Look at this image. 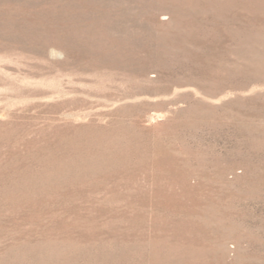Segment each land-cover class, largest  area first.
Here are the masks:
<instances>
[{
    "label": "rangeland",
    "instance_id": "rangeland-1",
    "mask_svg": "<svg viewBox=\"0 0 264 264\" xmlns=\"http://www.w3.org/2000/svg\"><path fill=\"white\" fill-rule=\"evenodd\" d=\"M0 264H264V0H0Z\"/></svg>",
    "mask_w": 264,
    "mask_h": 264
}]
</instances>
